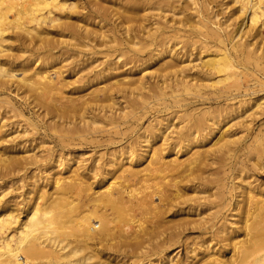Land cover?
<instances>
[{
	"label": "rangeland",
	"instance_id": "obj_1",
	"mask_svg": "<svg viewBox=\"0 0 264 264\" xmlns=\"http://www.w3.org/2000/svg\"><path fill=\"white\" fill-rule=\"evenodd\" d=\"M76 1L78 2L77 12L86 14L89 9L88 7L84 9L87 6L86 0ZM102 1L104 0H99V2ZM105 1L108 3L106 4L107 6L118 4V1L114 0ZM136 1L143 2L144 4H142L144 6L146 4V6L144 12L136 14V16L138 15L137 18L134 16V20H131V17L128 19V17L120 13L121 11L116 13V16L114 13L111 15L118 22L119 19L120 21H126L125 24L128 25L126 27L134 31L141 29L138 34L140 33L141 35L139 34V36L144 37L145 40L151 35H158L157 39L159 40L157 41L163 39L164 42L162 44H158L157 48L154 47L157 51L153 47L146 48L142 55H147L152 50L157 53L172 49V52L178 54L177 57L180 58L181 62L187 59L181 64L184 65L181 72L174 74L163 70L161 67L158 69L154 62L153 64L133 69L130 73L134 79H139L143 76V81L146 83L144 89L136 87L138 86L137 84L131 87L121 85L122 87L120 86L119 90L127 87L125 90L128 91L130 88L131 93L132 90L133 93L131 94L130 90L119 93L118 89L113 87L111 89L115 88V91H110L112 92L113 100L99 101L100 103H97V101H86L85 99L88 100V96L85 97V95L91 91H96V95L98 91L96 97L102 99V93H99V91L103 85H93L94 87L87 85L80 89V84H76V80L79 78L75 79L80 74L74 77L71 67L77 64V69L82 66L81 64L85 66L87 65L86 63L94 62L95 60V65L94 63L93 65L99 67L96 70L103 69L104 63L101 62L112 60L114 57H110V59L107 54L112 48H117L115 44H107L104 48L102 45L101 47L100 43L97 42L98 38H94L92 35V38L90 37V40H88L89 43L87 39L86 41L81 39L77 40V42L75 40L73 42L67 41L69 42L67 44H71L67 45L64 39V44L61 39V45L52 51L55 53L68 52L70 56L68 60L62 58L57 61L62 72L59 78H56L54 70H48L51 79L61 89L60 93H53L49 99L44 97L35 101L33 93H28L23 98L22 90H16V83L11 82L10 86L0 89V125H2V128H0V215L4 219V223H1L2 220L0 219V240L3 243L8 241L14 243L16 241L17 228L24 221L26 212L33 203L39 207L46 205L49 211L56 209V207L61 208V204L56 201L60 198V193L52 188V180L54 178L72 176L73 172H75V174L81 173L79 178L81 177L80 181L84 182V185L82 183V190L79 194L69 195L68 202L76 205V212H73L72 215L73 217L75 216L74 219L79 214L80 217L81 215L89 216L90 213L94 212L93 206L95 203L92 200V197H96L94 192H102L108 184H110L111 192H115L122 184V187L126 186L125 193L120 197L123 198L122 201L124 200L123 213L127 212V215H122L123 217L121 216V219H118L117 217L119 216L114 215L110 204L105 203L98 206V213L103 214V216L108 218L107 220L112 221L111 227L115 236L113 240H107L103 244H99V242H95L97 244L93 243V245L92 243L88 244L91 246L81 253L82 256H89L92 252H98V254L94 253L95 256L92 253L95 258H91L90 262H88L89 264H168V262H165L168 258L170 260L169 264H200V260L207 253V249H210L209 253L219 251L221 258L227 264L238 262L239 255L236 248L238 245L234 244L235 241L228 244L223 243L219 238L221 236L220 233L216 230L218 226L223 224L227 227L230 226L228 227L229 229L236 230L240 225L236 222L240 220L247 208H250L251 212L254 207L255 209L258 208L257 211H253V214L255 216H264V153H262V148H264V26L261 27V22L258 21L256 25L250 26L247 31L237 35L241 17H237L235 5L228 3L229 1L227 0ZM71 2L73 0H68L66 3L69 4ZM155 2H159L160 8L148 10L147 8L150 9L151 4ZM203 2L207 3L205 9L202 8ZM171 3L174 5L172 6ZM143 5L140 9L144 8ZM120 14L121 16H119ZM111 15H109V22L107 21L108 28L112 26L111 23L114 20ZM72 17L73 20H69L71 22L78 15L72 14ZM9 18L12 19L13 15H10ZM79 26L80 28L86 26L87 30H95V32L100 29L98 28L100 26H96L92 22L87 25L79 24ZM208 28L214 30L217 35L209 34L207 32ZM44 29L52 33L50 36L54 37L55 30L49 27L48 21L45 23ZM146 32H149L150 35H144ZM107 34L112 36L109 33ZM116 34L115 32V36L113 35L109 40L120 36ZM257 34L259 35L258 37L256 36ZM233 37H235L233 41L237 42L235 46L231 44L233 43L231 41ZM21 39H12L9 42H5L6 44H2L4 49L1 50L4 54L0 55V61H6L11 66L23 64L27 71L26 74L30 75L33 69L38 68L42 64L40 59H35L36 57L33 53H42L44 50L40 49L43 46H38L40 51H38L39 49L37 50L38 42L34 41V39L31 41L27 40L28 38L26 39V37ZM52 39L56 43L57 39ZM85 43L87 46L89 44V47ZM34 44L37 45L35 46ZM62 45H67L70 48H68L69 51L64 46L65 51ZM92 45L95 47H92ZM108 46L110 47L109 50H107ZM90 47L93 49H90ZM34 48L36 49L34 50ZM141 49L140 46H137L133 50L137 52ZM214 52L220 53V55L225 53L235 67V75L230 77L232 80L230 78L225 80L222 75L211 76L205 69L201 70V63L208 58L209 54ZM121 59H119V62H124ZM127 69L129 70V65L124 67L123 70L128 73ZM161 70L163 73H161ZM16 74L17 77H20L19 74L21 72H16ZM123 74L124 72L122 73L121 71L120 75ZM162 75H165V77H161ZM178 78L192 80V85L187 88L177 85ZM120 79L117 77V80ZM77 87L79 89H76ZM95 88L97 89L94 90ZM72 93L76 94L74 99L78 98V100H81L83 97L84 101L62 99ZM133 101L136 104L139 103V105H136L137 107L134 106ZM7 103L13 106L12 110L14 109V111L10 109L11 107ZM81 103H84L83 106L87 108L83 114L85 120L94 117L97 118L95 119L97 121L102 118V115L107 116L112 112L114 115L116 113L119 118L121 114H123L121 116L126 118L124 120L123 117L120 120L121 118L118 119V116H115L117 118L115 120L121 121V123L114 122L113 126L112 124L110 126L105 125L107 126H104L105 128L103 124L98 126L96 124L98 132L93 129L96 126L91 125L93 127H91L92 130L88 127V130H91L90 132L87 130V124L82 126L84 122L81 121L80 112L78 113L76 108L77 104L82 106ZM131 104L134 105L131 106ZM109 106H112V112ZM122 108H126L125 110L128 112L126 113ZM99 109H103L102 112ZM130 110L134 111L129 113ZM196 120L202 122H199L201 126H198ZM192 123H194V126ZM215 123L217 126L214 125L213 127ZM100 127L106 130H101L99 129ZM220 128L223 131L222 136H224V139H228L230 143L223 150L216 151V147L212 146V144L219 139ZM164 129H167L165 132L166 139L164 138L165 141H161L160 135ZM189 129L193 132L190 139L195 142L192 146L195 145L197 147L194 149L189 148L185 152L182 148L183 144H181V147L179 146L173 151L178 135L184 132L187 133ZM94 130L95 132L93 133ZM227 135L231 137L228 138ZM146 138L150 139L148 144L145 143ZM142 141L144 142L142 143ZM223 142V140L222 142L219 141V143ZM151 149L154 153H160L159 149H161L160 154L163 156L161 158L160 155L155 154V157L160 156L158 164L145 169L156 168L159 170L160 168V174L151 175L149 170L143 169L146 166L145 161L147 159L148 161L150 160ZM195 150L198 152L196 153ZM258 150H260V154H258ZM195 153L198 155L195 156ZM140 155H142L143 161L139 165L134 161ZM29 156L35 157V161L31 164L29 163ZM69 158L70 166L63 168ZM190 158L200 159L199 161L201 162L197 161L198 164L196 162L189 165L187 160ZM130 160L132 162L129 163ZM112 161L113 163L116 162V167L117 163L122 161L125 167H129V170H126L123 174L120 171L117 172L116 169L109 171V165ZM161 162L166 165L164 166ZM160 164L165 168L162 165L160 167ZM124 166L123 168H125ZM156 166H159V168ZM75 169H77V172ZM138 169L143 170L140 173L141 176H150L152 182L150 180L147 184L141 186L140 183L138 184L139 174L136 177H132V179L135 178V180L133 179L134 181L128 178L127 172L130 173ZM127 179H130L129 182ZM175 182L178 186L177 193L171 187L172 183ZM36 183L38 184L37 186ZM248 185L254 188L252 190L255 192L253 195L256 194L254 201L251 202L244 195ZM38 186L41 187L42 192H37ZM126 192H129V195H126ZM158 192L160 193L158 194ZM40 194H43V196L41 195L42 198L38 199ZM142 195L144 197L155 195L151 196V198H149L150 196L147 197L148 199L146 198V210H141L137 206L141 203L139 200ZM236 197L238 198L236 199ZM206 199L216 202V207L207 212L216 213V227L212 231L210 230L211 232L202 228H190L187 231L172 228L176 224L183 223L186 225V220L194 221L197 219L195 212L192 211L187 216L184 212L175 213L178 209L194 207V205L202 203ZM235 199H239L237 204H241L238 208L237 205L235 206ZM151 200L153 201L151 202ZM56 202L58 204L55 205ZM49 203L51 205L54 204L53 209H51L52 207L49 206ZM133 207L136 208L134 209ZM235 207L236 211L233 209ZM239 209L243 212H240ZM204 210H206V207H201V211ZM259 211L261 212L259 213ZM233 213L235 214L233 215ZM10 215L12 216L11 220ZM132 218L135 222L130 223L129 220ZM230 222L235 224L231 225ZM72 223H66L63 226L64 231L73 230L75 226ZM93 224L95 226L98 225L96 222H93ZM246 232L247 230L244 229L239 230L236 233V235L238 234L237 240H245L244 237L246 238V236L244 235ZM134 236L136 239H134ZM65 239L63 241L64 244L72 241L70 237ZM146 239H150L149 244L144 243ZM45 250L48 252L47 248ZM105 258L108 259L106 260ZM38 262L45 264V261ZM39 263L34 262V264ZM80 263L83 264V261L80 260ZM51 264H57V262Z\"/></svg>",
	"mask_w": 264,
	"mask_h": 264
},
{
	"label": "bare ground",
	"instance_id": "obj_2",
	"mask_svg": "<svg viewBox=\"0 0 264 264\" xmlns=\"http://www.w3.org/2000/svg\"><path fill=\"white\" fill-rule=\"evenodd\" d=\"M67 1L68 0H0V55L4 54V52H2L1 49H4V48H2V46L4 45L5 42H9L12 39L22 40L21 38H25V37H26V39L28 38L27 40L31 41L32 39H34V41H37L38 45L37 44H34V45L35 46L37 45L36 47L43 46V47H40V49L44 50V51L42 50L43 52L41 51L42 53H38L37 52V50L39 49V47H38L36 50L37 53H33V55L36 57L35 59L36 60L40 59L42 64L38 68L33 69V72L30 75L26 74L27 71H26V68H24L23 64L11 66V64H9L6 61L5 62L0 61V89L5 88L7 86H10L11 82L16 83V86H17L16 90L17 91L22 90L21 94H22L23 98H25V96H27L28 93H33V96H34L33 99L35 101L38 98H44V97L49 99L50 96L53 95V93H60L61 89L59 87H57L55 82L51 79V77L49 76L48 70H50V69H51V71L54 70L56 73V78H59V76L62 72L60 71L61 67L58 66L57 61L59 59H62V58H64L65 60H68L70 58V56L68 55V52L55 53L52 51H54V49H57L61 45V42L63 44L65 42V44H67V43H69L67 41L73 42L75 40V42H77V40H81V39H85L83 41H86V39H87V41H88V40H90V37L92 38V35L94 36V38L95 37L98 38L97 42L100 43L101 47H102V45L104 48V47H106L107 44H112V45L115 44V46H117V48H112L107 54L109 56V58L114 57L112 60H109V62H107V60H106V62L105 61L101 62V63H104L103 69L101 68L100 70H96L98 66H94L95 60H94V62L92 61L90 63H86L87 65H85V66H83L84 64H81L82 66H79L81 68L78 67L77 68L78 70L76 69V67L78 66L77 64H76L77 66L75 64H74L75 66L72 65L73 67H71V70L73 71L72 73L74 74V77H77L75 75H78V74L81 75V77L79 75V77L75 78V79L79 78L78 80H76L77 81L76 84H80V86H79L80 89L87 86V85L88 86H90V85L91 86H93V85H96V86L101 85L102 86L103 85V87H100L101 90L97 87L100 90L99 93H102V97H103L102 99L96 97L98 95V91H97V95H96V91L95 92L91 91L85 95V97L88 96L87 97L88 100L85 99L86 101H97V103H98L99 101H101V102L105 101L106 102V101L113 100V96L111 95L112 92H110V91L111 90L115 91V88L118 89L121 85H127L128 87H131L132 85L137 84L138 86H136V87H138L140 89L141 88L144 89L145 88L144 86L146 83L143 81V76L142 77L140 76L141 78H139V79H134L130 75V73L133 69L139 68L141 66H147V65L153 64L155 62L158 69L161 67L163 70L170 71V73H174V74L181 72V69L184 67V65H181V64L183 62L187 61V59L183 60V62H181L180 58L177 57L178 54L172 52L171 51L172 49L171 50L168 49L167 51H163V52L159 51L157 53L154 52V50H152L147 55H142V54H144L146 48H148V49L152 48V47L154 48V47L158 46V44H162L164 42L163 39H160V41H157V40H159V39H157L158 35L157 36H155V35L148 36L150 34H149V32L148 33L146 32V33H144V35L146 34V36H148L147 37L148 39L145 40L144 37L142 38L141 36H139L140 33L138 34V31H140L141 29L138 31L135 30L136 31L135 32L134 30L126 27V25H127V24H125L126 21L125 22L120 21V19H119V22H118L115 20L116 18H114L111 15L112 13H114V15L116 16V13L121 11L120 13L124 14V16L128 17V19H129V17H131L132 18L131 20H134V18H135L134 16H136V14H138L139 12H142V11L144 12V10H145L146 4L144 6L143 2H142L143 3L142 4L136 0H114V1H118L117 2L118 4H111V5L107 6L106 4H108V3L105 0L102 2H99V0H86L87 6L84 7V9H87V7L89 9L87 10L86 14H81V13L79 14L76 10L78 2L76 0H73V2L67 4L66 3ZM227 1H229L228 3H230V4L235 5V8H236L235 12L237 14V17H241V23L239 25L237 35L241 34L242 32L244 33L245 31H247L250 28V26L256 25L258 23V21L261 22V27L264 26V22H262V21H264V0H227ZM203 3L205 4L206 2H203ZM204 4H202L203 5L202 8L205 9L207 7V3L205 6H204ZM142 5L144 6V8L140 9V8H142ZM147 5H149V4H147ZM171 5H172V3H171ZM150 7H151L150 9L149 8H147V9L148 10L157 9V8H160V4H159V2L158 3L155 2V3L151 4ZM72 14L78 15V17H76L73 22L69 21V20H73ZM121 14L119 16H121ZM10 15H13L12 19L9 18ZM109 15H111L112 18H114V20H115V22H114V20L112 21V19H111L112 23L111 22L110 23L112 24V26L110 28H108V26H107V24L109 22L108 19H110ZM119 16H117V17L120 18ZM137 16H136V18H137ZM123 17H121V18L124 19ZM47 21L49 23V27H51L52 29L55 30L54 37H51L50 35L52 33H49V31L44 29L45 23ZM90 22H92V24H94L96 26H100V27H98L100 29H97V31L95 32V30H93V31L87 30L86 26H84V28H80V26H79V24L87 25ZM130 24H131V22H130ZM202 26L204 27V25H202ZM205 28H207V27H205ZM138 29H139V27H138ZM115 32L117 34H119L120 36H118L117 38L115 37V38L109 40V38H111ZM207 32L211 35H214V36L217 35L214 30L209 29V28H208ZM107 33L111 34L112 36H109ZM173 34H175V33H173ZM258 34H259V31H258ZM258 34L256 35L257 37L259 36ZM159 36H161V35H159ZM235 37H237V36L235 35ZM235 37H233L231 41H233L235 39ZM52 38L57 39L56 43H54L55 41H53L54 39H52ZM61 39H62V41H61ZM63 39H64V42H63ZM105 39H108V40L105 41ZM23 40H25V39H23ZM88 43H89V41H88ZM236 43L233 41V43H231V44L235 46ZM79 44H80V42H79ZM90 44H91V41H90ZM67 45H71V44H67ZM67 45H64V46L67 47ZM85 45H86V43H85ZM35 46H33V47H35ZM86 46H83V47H86ZM137 46H140V49L141 48L142 49L135 52L133 49H135ZM87 47H89V44ZM92 47H95V46L92 45ZM68 48L69 47H67L66 49L68 50ZM107 48H108L107 50L110 49L109 46ZM35 49L36 48H34V50ZM40 49L38 51H40ZM63 49L65 50V47ZM90 49H93V48L90 47ZM222 53H224V52H222ZM107 55L105 54L106 57H107ZM120 58H122L121 60H124V62H121V61L119 62ZM113 60H115V61L113 62ZM93 63H94V65H93ZM201 64H202L201 70L203 71V69H205L206 71L209 72V74L211 76L212 75L213 76H221L222 75V76H224L225 80H228L230 77L235 75V73H234L236 71V70H234L235 67L233 66V64L228 59V57L226 56L225 53L221 54V55H220V53L218 54L216 52L211 53V54H209L208 58H206V60H204V62ZM128 65H129V70L127 69L128 73H126V70H123V69H124V67H126ZM121 71H122V73L124 72L123 75H120ZM16 72H21V74H19L20 77H17ZM161 73H163L162 70H161ZM166 73H168V72H166ZM117 77H119L121 79L117 80ZM161 77H165V75H162ZM177 85H180V86L187 88L188 86L192 85V80H184L183 78H178ZM79 87H77L76 89H79ZM113 87H115V88L111 89ZM97 88H95L94 90H96ZM14 89H15V87H14ZM125 89L120 88V90L118 89V92L119 93L124 92V91L128 92L130 90V93H131L130 88L128 89V91ZM134 89H135V87H134ZM132 93H133V90H132ZM74 95H76V94L72 93L69 96H67L66 98L64 97L62 99H65L67 101H81V100H83V97L81 98V100H78V98L74 99ZM133 102L135 105L131 104V106L132 105H134V106L139 105V103L136 104L135 101H133ZM83 104H82V106H79V104H77L76 108H77L78 113L82 112L81 114L79 113V116L81 118V121L84 122L82 124V126H85V124H87V130H88V127L92 130L93 127L91 125L96 126V124H97V126H98L100 124H103V127H104L105 125L110 126V124H112V126H113L114 122H119L118 120L117 121L115 120V119H117L115 116H118V115L116 113H115V115L113 114L112 106H109V109L112 112L110 115L108 114L109 116L108 115L107 116L102 115V118H100V120H97V121L95 120L97 118H94V117H90L89 119L85 120V118L83 117V114H84V112H86L87 108H86V106H83ZM7 105H10V107H11L10 109L12 110L13 106H11L10 103H7ZM106 107H108V106H106ZM73 108H75V107L73 106ZM97 108H98V106H97ZM97 108H96V110H97ZM126 108H128V107H126ZM135 108H133V109H135ZM125 109H123V111ZM102 110H100V112H102ZM12 111H14V109ZM110 111H108V112L110 113ZM131 111H134V110H130L129 113ZM125 112L127 113L128 111L125 110ZM119 115H120V113H119ZM121 115H123V114H121ZM121 115H120L121 119L119 118V116H118V119L122 120V118L124 117L123 119L125 120L126 117L121 116ZM126 116H128V115H126ZM83 120H85V121H83ZM199 122L200 121H197L198 126H201L200 123H202V122H200V123ZM120 123H121V121L119 122V124ZM192 124L194 126V123H192ZM214 125L217 126L216 123L213 124V127H214ZM97 126H96V128H93V129H96V131L98 130ZM150 126H151V124H150ZM150 126H149V128H150ZM154 126H155V124H154ZM195 126H196V123H195ZM105 127H107V126H105ZM0 128H2V125H0ZM84 129L86 130L85 127H84ZM99 129H101V127ZM103 129H101V130H103ZM194 129H195V127H194ZM77 130H79V129H77ZM91 130H88V131L91 132ZM105 130L106 129H104V131ZM166 131H167V129L166 130L164 129L163 132L161 131V135H160V137L162 138L161 141L162 140L165 141V139H166L165 132ZM90 132H89V134H90ZM94 132H95V130L93 131V133ZM222 132L223 131H221V128H220V130H219L220 136L218 137L219 139L214 141V143L212 144V146L216 147V151L223 150V148H225V146L228 143H230L228 139H224V136H222ZM192 133L193 132H191V129H189V130H187V133L184 132V133L179 134L178 138L176 139V142L174 143V146H173L174 150L173 151H175V148H178L179 146L181 147V144H183L182 148L185 150V152L189 148L194 149L195 147H197L195 145L192 146V144H195V142L190 139ZM143 136H144V134H143ZM149 136H151V135H149ZM227 136H228V138L231 137L230 135H227ZM143 140H144V138H143ZM202 140H204V138H202ZM222 140L224 142L219 143V141L222 142ZM149 141H150V139H147V138L145 139L146 144H148ZM151 141H152V139H151ZM143 142L144 141H142V143ZM146 144H144V145L147 147ZM219 144H221V145L216 146ZM157 148H158V146H157ZM152 149H153V147H152ZM152 149H151V152L148 151L152 154L150 156V160L148 161V159H147L145 161L146 166L143 167L144 170H146L145 169L146 167H150V166H154V164L155 165L158 164V159L161 156L160 153L162 150L159 149L160 153H157V152L154 153V151ZM154 150L156 151L155 147H154ZM195 151H193V152H195ZM259 151L260 150H258V152ZM197 152L198 151H196V153ZM177 153H178V151H177ZM196 153H195V156L198 155ZM262 153H264V148H262ZM155 154L160 155V156L155 157L154 156ZM258 154H260V152ZM162 156H161V158H162ZM28 158L30 160L29 161L30 164L33 161H35L34 156H31V157L29 156ZM142 158H143L142 155H140L139 158H137V160H135L134 162H137L139 164L140 162L143 161ZM132 160H130L129 163L132 162ZM161 160H163V159H161ZM172 160H174V159H172ZM199 160H196L195 158H190L187 160V162L189 165H192ZM69 162H70V158L67 159L63 168L69 167L70 166ZM200 162L201 161H199V163ZM183 163H185V162H183ZM117 164L118 165L116 167V162L113 163V161H112L109 165L110 166L109 171L116 169L117 172L120 171V173L123 174L126 170H129L128 169L129 167L128 168L125 167L123 165L122 161H119ZM162 164H160L159 166L161 167ZM196 164H198V162ZM163 165H162V167H163ZM123 166L126 169L123 168ZM129 166H131V165H129ZM159 166L158 167L156 166V167L159 168ZM75 168H76V166H75ZM163 168H165V167H163ZM71 170H72V168H71ZM75 170L77 172V169H75ZM147 170H149L150 171L149 173L151 175H153L155 173H159L160 168H159V170L156 168H153V169L151 168V169H147ZM141 171H143V170L138 169L137 171L136 170L131 171L130 173L127 172L128 174H126V175L131 180H133V179L135 180V178L132 179V177L133 176L136 177V175H138V174L140 175ZM73 173L74 174L72 176L70 175L71 177L70 176L69 177L68 176L63 177V178H54L53 177L54 179L52 180L51 186H52V188L56 189V192L60 193L59 194L60 198L57 199L55 197L57 199L56 201L61 204L60 205L61 208L59 207L60 209L58 207H56L57 212H56V209H54L55 211L51 210L53 212L49 211V209H47L46 205H44L43 207H39V206H36L35 203H33L31 208L26 212V215L24 217V221L21 222L19 227L17 228L18 232H17V235L15 237L16 241L14 243H12V241H8L7 243H3V241L0 240V264H32V263L34 264V262L39 263L38 261H40V262L45 261V264H48V263L51 264L54 262L55 263L57 262V264H72V263L73 264H81L82 262L80 263V260L83 261V264H89L88 262H90V259L95 258V257H93V256H95L94 253L98 254V252H92L93 256H92V253L89 256L88 255H84L85 257L82 256L81 253H83V251L85 249H89V247L91 246L88 244L92 243V245H93V243H95V242H97V243L99 242V244H103L107 240H113L114 239L115 235L113 232V228L111 227L112 221L107 220L108 218L103 216V214L98 213L97 209H98V206L104 205L106 203V204H110V208L113 210L112 212H114V215L116 214L117 216H119V217H117L118 219L122 215H127L126 214L127 212L123 213L122 209L124 208L123 207V201L124 200L122 201L123 198L120 197L123 193H125L126 186L122 187L123 184L121 183L122 186L120 185L119 188H117L115 190V192H111V187L109 186L110 184H108V186L106 185L107 187L104 190H102V192H99V191H98V193L94 192V194H96L95 195L96 197H92V200L95 203V205L93 206L94 212L90 213L89 216H87V215L82 216L81 215V217H80L79 216L80 214H79L78 217H76L74 219L75 216L73 217L72 215H73V212H76V205L73 204L72 202H68L69 195L75 194V193H76L75 195L79 194L82 190L81 185H82V183L84 185V182L80 181L81 177L79 178V175L81 173H79V172H78L79 174H77V173L75 174V172H73ZM145 173L148 174V172H145ZM150 174H148V175H150ZM143 177L144 176H141V175H140V178L138 177V179H139L138 184L140 183L141 186L144 184H147V182L150 180H151L150 182H152V179L150 178V176L146 175L144 178ZM129 180H128V182H129ZM194 180H196V179H194ZM153 181H154V179H153ZM37 182H38V180H37ZM199 183L202 184L201 181H199ZM37 185L38 184L36 183V186ZM171 187L174 190V192H176V193L178 192V186H177L176 182L172 183ZM237 189H239V188H237ZM37 190H38L37 192H40L42 189L40 186H38ZM156 190H154V191H156ZM252 190H254V188H252L251 185H248L246 188L245 194H244L249 202L254 201V197L256 195V194L253 195V193H255V192H253ZM128 193L126 195H129ZM154 193H156V192H154ZM159 193L160 192H158V194ZM41 195L43 196V194H40L38 196V199L42 198ZM130 195H131V193H130ZM149 196L150 195H147V197H149ZM151 196H155V195H151ZM151 196L149 198H151ZM44 197H45V195H44ZM147 197H144L142 195L140 200H139V202H141V203L140 204L138 203L139 205H137V206H139L141 210L147 209V207H146L147 206L146 205V201H147L146 198ZM237 198L238 197H236V199ZM238 200H236V203H235V206L237 205V208H238V206L240 207V205H241V204H237V203H239V202H237ZM54 201H52V202H54ZM152 201L153 200H151V202ZM57 202L55 203V205L58 204ZM53 205L54 204L49 205L52 207L51 209L54 208ZM200 205H201V207H206V210L201 211ZM215 207H216V202L214 200L206 199L202 203L194 205V207L180 208L175 213L184 212L188 216V214L193 211L197 214L196 215L197 219L194 221H191L190 219L186 220V225H184L183 223L176 224V226L172 225L173 226L172 228L176 229V230H182V231H187L190 228H202V229H205L207 231H210V230L212 231V229H214L216 227V223H215L216 213H210V212L207 213V212L212 210ZM244 207L246 209V205ZM133 208L135 209L136 207H133ZM233 209H235L234 211H236V207ZM245 209L243 208V210H245ZM257 209H255V207H254V210L257 211ZM253 211L251 212L250 208L249 209L247 208L244 212L242 210H240V212H243V214H242V217H240V220H238V222H236L237 224H240L236 230L229 229L228 227H230V226L227 227L224 224L218 226L217 230L215 229L216 231H218V233H220L221 236L219 238L223 243L228 244L230 242L235 241L234 244L238 245V247H236L237 248V254L239 255L238 256V262H230L231 264H264V216H262V215L258 216L257 214H256L257 216H255V214H253ZM260 212L261 211H259V213ZM234 214L235 213H233V215ZM238 214H239V212H238ZM7 215H9V214H7ZM239 216H241V215H239ZM11 218H12V216L10 215V220H11ZM0 219L2 220V222H1V220H0V222L4 223L3 222L4 221L3 216L0 215ZM64 219H66V221H64ZM72 220H75V221H72ZM129 221H130V223H132L134 220L132 218ZM69 222H73L75 228L73 230H70L69 232H66V231H64L63 226H65L66 223H69ZM93 222H96L98 225L95 226L93 224ZM248 222H250V223H248ZM233 224H235V223H231V225H233ZM241 229L247 230V232L244 235V236H246L247 239L244 237L245 240H243V241H241L240 239L237 240L238 234L236 235V233H238L239 230H241ZM68 237L72 238V241L64 244L63 241L66 240L65 238H68ZM130 237H131V235H130ZM134 239H136V237ZM142 242H144V241H142ZM97 243H95V244H97ZM144 243L149 244L150 239H146ZM110 246H109V248L112 247V246L111 247ZM138 246L140 247V245H138ZM46 248L48 249V252H46V250H45ZM132 250H133V248H132ZM137 250H139V249H137ZM209 250L207 249V253H205L203 258L200 260V262L202 264H227L225 262V260H223V258H221V254L219 251L209 253L208 252ZM212 251H214V250H212ZM108 252H109V250H108ZM234 255H236V254H234ZM77 256L80 259H78ZM81 256H82V258H81ZM105 259L107 260L108 258H105ZM165 262H168V264H169V262H170L169 258Z\"/></svg>",
	"mask_w": 264,
	"mask_h": 264
}]
</instances>
